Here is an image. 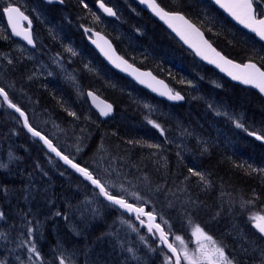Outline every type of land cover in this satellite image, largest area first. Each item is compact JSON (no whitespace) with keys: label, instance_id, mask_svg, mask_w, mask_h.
<instances>
[{"label":"trees","instance_id":"1","mask_svg":"<svg viewBox=\"0 0 264 264\" xmlns=\"http://www.w3.org/2000/svg\"><path fill=\"white\" fill-rule=\"evenodd\" d=\"M97 1L98 0H64V9L56 6H44L40 14H42L46 20H52L53 24L57 26L55 34H51L45 39L50 44V47H53L54 44L51 42V38L60 40L58 36L61 35H66V37H74L71 39H67L65 37L63 47L64 49L70 48L72 51H74V53H78L77 58L73 57V66L76 70V75L83 82L84 86L100 92V94H102V96H104L106 99L109 101L111 100L116 106V116L121 117L124 115L126 118L125 121H103L94 113L87 117L84 113L85 110L78 102L75 94L74 97H71L66 93L67 89L69 88L65 85H60L57 87L59 94H57L54 89H51L50 91H47V93L50 94V98L47 99V96H38L37 98H33L35 100L32 99L31 102L33 101L32 103H35L36 105L41 98L42 106L44 105V109H46V104L50 103L52 100L53 104L49 107L47 106L52 112V115L53 112H55L62 117L66 116L65 119H61L62 126L65 128V134L70 133L73 135V138L82 141V145L85 147L84 153L87 154V160L90 161V166L88 165L87 167L89 170L95 169L98 152L101 150H103L104 154H106L108 157L110 154L115 156L119 154L127 156L134 163L143 166L144 168H154L152 173L150 172L148 174L150 178H153L152 188L154 189V192L157 191L158 193L152 194V197L161 200L162 198L166 197L172 198L174 195H169L171 192L176 191L179 193L178 188L185 187L188 185L187 183L192 181V186H190V188L186 187L187 189L185 190L186 192H189L187 198L188 202L186 203L187 216H189L191 222L200 226L207 235L213 238H218L216 236H219L222 238L224 243L227 242L232 250H236V242L232 239L224 238V231L228 229L226 228V223L231 218L234 220L239 219V217L236 216V214L239 213L237 208L239 203L236 204L233 201L239 196L243 197V199L240 201V206H246L247 204L245 202L249 201V199H252L251 201L256 204L259 202L264 203V174L257 171H251L247 168L248 164L253 165L255 161L258 160L257 158L263 155L262 153L264 152V143L259 142L254 138H243L244 140L242 142L239 136L243 135L242 132L235 127L234 129H231V132L228 136L225 138L221 137L219 139L217 142V149L211 146L209 153L205 154L203 158L201 157V159L197 161L198 163L190 167L194 169L196 168L198 169L197 171L200 170V172L204 173L207 180L209 181V183L206 185L200 180L197 181L195 176L189 174L187 172L186 165L183 166L184 168L180 167L177 161L180 156L178 155V150L175 148L174 143L170 142L169 138L162 139V136L157 132L152 133V130L143 123L142 119L140 120V116L135 119L133 114H121L120 105L118 104L116 98L112 95V92L114 94L116 92H120L124 93V95H127L128 92H123V90L117 88L120 83H123L130 85L136 93H140L143 96L149 97L151 101L153 98L148 96L145 91L137 88L132 83L128 82L120 75L110 70L105 65V63L93 52V50L87 46L83 31L81 32L79 27L89 26L98 31L104 32L114 42L119 53L128 59L132 64L138 66L141 69H150L154 71L161 78L166 80L170 84V87L180 92H183L189 86L194 84L197 85L198 81H200L202 78L204 71H199L196 73L193 66H191L192 62L194 61L193 57L190 54H185L184 49L167 33V31L161 25L153 20L149 15L139 11L140 17H136L132 13V5L134 7V4L131 0H124L126 3L125 9H127L126 11L124 10V15H127L125 16V22L123 24H117L116 21L108 22L107 19L102 17L96 9ZM157 1L165 9L169 11L181 12L193 22H195L202 30H204L207 37L214 43V45L228 58L239 63L253 61L256 62L262 69H264V46L259 44L255 38L251 39V37L249 42L247 40V43H244L241 39H236L234 37L235 35L230 36L229 33L225 32V30L220 27V25L212 22L210 20V16L206 14L204 10L210 6L206 0ZM6 2L7 0L0 1V59L2 56L8 54L12 55L13 53L12 58L14 62L13 64H8L7 62L5 63V76L2 73V67H0V86L6 90L8 89L6 85H3L2 82L4 81L9 85V87L13 85L15 86L16 90L23 91L18 86L19 78H16L15 76L21 75V77H26L28 76L27 74H19V71H31L32 73L34 70L39 72V69L37 66H34V70L32 68H28L26 70L23 69V66L26 65L24 63L22 64L23 60H25V52L21 48V44L11 38L2 14L3 7ZM85 5H87V7H85ZM133 15L136 17L135 20ZM63 16L66 19H69V21H63ZM96 17H99V19ZM42 21H40L41 24L43 23ZM104 22L108 23L107 27H105L106 24ZM226 24L230 28L237 30L244 37H246V39H248V36L238 28H235L234 25H230L228 22H226ZM72 26H75V29L71 28ZM59 28L66 33H63ZM37 50L38 54L40 51H42L39 45ZM260 50L263 51V54H260ZM68 53L69 56H71L70 52ZM86 62L88 64H92V71L87 70V67L84 64ZM206 70L209 71L207 68ZM99 73L101 75H99ZM205 76L206 79L210 80L215 75ZM29 79L30 77L23 80ZM106 79H108L110 84H113L117 90H115V88L114 90H111L109 87V82ZM36 82V85H39L44 90L49 89V87L39 83L38 80H36ZM32 87L36 86L32 84L30 89H32ZM205 87H207V89H205ZM232 88H234V92L232 96L229 95V102L233 104V110L234 108L243 110L245 114V120L248 121L247 124L252 123V125H256V127L262 126L264 128V101H262L257 95L249 90L234 86H232ZM186 91L187 90H185V92ZM206 91H212V88H209V86H203L200 93H205ZM120 95L123 96V94ZM224 96H226V92L218 94V97H222V100L227 102ZM237 98H239L242 102ZM234 99L240 102L239 106H237L238 104L236 101L234 102ZM62 101H64V103ZM229 102L227 103L230 104ZM13 103L24 110V112H28L23 105H20L17 102V100H14ZM195 103L196 102H193V104L197 106ZM35 105L33 111H35ZM128 107L129 105L127 108ZM44 109L42 112V121L46 116V111ZM176 109L180 110V112H183L182 110L184 109V105L179 106ZM70 111L75 112L79 119L70 116L68 114ZM194 112L199 118H201L200 114H198L196 111ZM82 115L85 117L83 118ZM253 121L258 123H254ZM133 126H136L137 129ZM34 128L41 132L38 127L34 126ZM133 128H135L134 130H138L137 133L139 136L133 135ZM145 133L146 135H149L150 138H154L155 142L153 143L152 141L150 142L151 144H159L161 147H145L144 140H147L149 137H145ZM24 134L27 135V132L22 126L21 120L14 112L7 110L0 99V143H3L0 145V151L4 147H8L11 152H14L15 159L23 163L22 168H26L28 170L26 174L29 173L30 175H34L35 177L33 179L39 182V184L36 185L38 188L37 193H40L41 195H48L50 191H54L50 197L56 201L59 199L58 196H60V193L70 195L67 191L69 186L71 191L72 188H79V184L83 185L86 189H91L87 183L82 182L81 179L77 178L68 169L63 168L59 162L56 166L65 173H68L66 179L68 184H66L67 182H64V179L62 180L61 178L56 180L53 179L56 182L53 181L54 183H50L49 179H52V177L50 172H48L49 170L46 172L47 175H44L42 171L46 170H42L43 163L38 162V158H41L44 154L43 150L40 148L38 142L34 138V146L27 143L28 141L24 138ZM129 141H140L141 143H129ZM248 147H254L257 153L250 154V152H247ZM148 149L151 150L147 151ZM60 151L65 155H68L70 158H74L76 163L86 167L85 163H83L84 160L82 159V154L76 159V157L72 156V153L70 154L68 150L66 151L63 148ZM34 156L37 159H34L33 161ZM174 162L177 164L175 165ZM241 164H243L244 167H237V165ZM154 165L158 167V170H156ZM18 169L21 173H24L21 171V167ZM52 171L55 172V170ZM161 171L165 172V174H163ZM2 172L0 169V185L6 186L9 189V192L14 193L12 189L22 191L23 188L22 184L20 183V180L22 179L20 176L5 177ZM177 172L178 174H180L179 172L182 173L179 181L174 179V176H176ZM163 175H165L164 178L162 177ZM186 177L188 179H186ZM182 182L187 183H185L186 185L183 183L184 185L182 186ZM195 185L199 186V189L195 188V190H193ZM40 194L36 195L37 198L40 196ZM125 199L128 202L133 203L127 198ZM15 201V204L21 202L20 199ZM59 201H61V199ZM4 202L5 199L0 196V203ZM254 207L257 206L254 205ZM234 208H237L235 216ZM255 210L260 211L259 208ZM252 213H255V211H250L249 215ZM42 214H44V212H42ZM49 215L50 213L48 215L44 214L42 217L48 218ZM250 221L251 223H254V221ZM115 227V220L111 219L105 224L104 228H95L92 230L90 233L91 236H89L90 240L87 241L93 244L91 249L92 252L87 253L78 259L87 260L88 257L92 255L96 264H98L100 259H103L101 264H106L107 256L104 250L107 248L109 242L106 240V238H97V233H101L103 231L104 233L111 235L113 234ZM225 228L226 230H224ZM45 229L46 230L43 233V242L46 244V246L52 248L55 241L53 231L47 227ZM59 235L62 236V234ZM94 236L96 238H94ZM67 239V242L70 244V239ZM78 253H86L85 246L83 244L79 246Z\"/></svg>","mask_w":264,"mask_h":264},{"label":"rangeland","instance_id":"2","mask_svg":"<svg viewBox=\"0 0 264 264\" xmlns=\"http://www.w3.org/2000/svg\"><path fill=\"white\" fill-rule=\"evenodd\" d=\"M8 1L12 4H14V2L20 3L19 5H21L28 13H32L33 16L35 15L37 17L38 22H36V24L38 25V29L36 26L37 31L34 32V36L36 44L39 45L42 49L39 54L33 56L21 47L30 58L34 59V61H30L27 57H25L23 63L26 65H24L23 69H33L34 66H37L39 72L34 69L32 73L31 71H22L21 74H27L28 76L21 77V75L18 76L15 74L16 77H20L21 79H28L30 77L29 80H24V82L28 86L36 84V80H38V82L42 85L49 87L47 91L54 89L57 94H59V90L57 87H59L60 85H65L69 88L67 89L66 93L71 97H74L75 94L78 102L85 110L84 113L86 114V116H90L94 112L92 111L91 107L85 103V94L84 92H82L83 90L77 82V75L74 69L67 64V62L71 63V56L69 57L68 53L70 52L68 51V49L70 48L64 49L63 47L66 35L58 36L60 40L51 38V42L54 44V46L50 47V44L46 41L45 38L51 34H55L57 30V26L53 24V21L50 19L46 20L42 14L41 17L36 12L32 11L30 9V4H28V0H12V2L11 0H7V2ZM105 1L107 2L108 7H111L115 13L117 12V16L119 14L118 21H116L115 19L117 24H123L125 22V16L127 15H124V10H127L125 9V1ZM131 1L134 4V7L132 5V13L136 17H140L139 11L147 14L138 7L134 0ZM22 3L27 5L28 7L24 6ZM210 6L204 9L206 14L210 16V20L212 22L220 25V27H222L225 32L229 33L230 36L235 35L234 37L236 39H241L244 43H247V40L249 42L250 37L251 39L254 38L252 34L243 31L240 27L235 25L223 10H220L217 6ZM136 17L134 18V20L136 19ZM40 20H43L42 22L44 24H41ZM225 21L230 25H234L235 28H240L242 32L248 36V39H246V37H244L237 30L230 28ZM105 24L107 25V23ZM71 28L75 29V26H72ZM60 30L63 33H66L62 29ZM66 38L71 39L74 37L70 36ZM177 43L182 47L179 42ZM183 49L185 51V54H190L186 48ZM260 54H263V51L260 50ZM6 58L7 57H5V59ZM71 58L73 59V57ZM84 64L86 65L87 70L91 71V69L89 70V68L92 66V64ZM191 66H193L196 73H198L199 71H204V74H201L202 80L200 79L197 85L194 84L192 86H189L187 89H185L187 90L186 92L185 90L183 91V93L185 92L184 95L187 99V102L184 105L185 109L182 110L184 114H181L180 110L172 108L168 103L159 101L160 99L158 98L157 100L152 99L151 101L149 97L143 96L140 93H136L128 84H119L117 82L119 84L117 88L123 90V92H128L127 95H124V93L120 92H116L115 95L112 92V95L116 98L118 104L120 105L121 114H133L135 119L140 116V120L142 119L143 123L152 130V133L157 132L162 136V139L169 138L170 142L173 140L175 148L178 150V155L180 156L179 159H177L178 164L180 167L186 165L187 172L191 166L198 163L197 161L200 160L201 157L203 158L205 154L209 153V151L211 150V146L215 149L218 148L217 142L219 141V139L221 137L225 138L226 136H228L231 132V129H234V127L237 128V121L244 125L243 128H238V130H240L244 135H239L242 142L246 138L254 137V135H249V132H254L256 133V135H264V128L262 126L256 127V125H252V123L247 124L248 121L245 120L244 111L236 108H234L233 110V104L229 102V95L232 96L234 92V88H232V86H242H236L229 81L226 82L224 79H221L218 74H215V72L212 71L211 68L202 65L196 59H194ZM206 68L209 69V71H207ZM49 72H51L52 75H49ZM2 73H4V69H2ZM205 75L215 76L208 80L205 78ZM109 85L111 90H114V88L115 90H117V88L113 84H110V82ZM203 86H209V88H212V91L200 93ZM205 89H207V87H205ZM249 91L257 95L262 101H264V98L258 92L252 89ZM222 92H226V96L224 97L230 104L223 101L222 97H218V94H221ZM17 93L18 91L16 92V94ZM120 94H123V96ZM49 95V93L46 95L47 99L49 98ZM14 97L16 98L15 95ZM235 99L234 102L236 101ZM237 99L241 101L239 98ZM238 100L236 101V103L238 104H236L237 106L240 105V102ZM52 102L53 101L51 100L50 103L46 104V116L43 121L40 118L36 117V115L34 114V103L29 102L26 106H24L27 111L30 110V112L32 113L36 123L33 124L36 127L41 128L44 126V123L50 127V122L53 120V115L48 107L53 104ZM193 102H196L195 104H197L198 106H194ZM128 105L129 107L127 108ZM209 105H211V107H209ZM193 106L196 107L197 113H199L200 115L202 113L201 118L197 117L196 113L194 112L195 108H193ZM191 109H193L194 111H191ZM185 110L187 112H185ZM189 112L190 114H188ZM217 112H226L228 115H217ZM94 114L98 116L96 113ZM82 116L83 118L85 117L84 115ZM190 117H194L196 119L191 120ZM125 119V116L122 115L121 117H118L117 122H123L125 121ZM149 120H153L159 123L165 130L164 134L162 135L159 129H156L151 124H149ZM253 122L258 123L255 121ZM133 127L137 129L136 126ZM135 128H133V130ZM245 128L248 130L247 132L244 130ZM47 131L49 132V134H51V136L54 137L58 145L65 144L66 146L64 145L63 147L66 151L68 150L70 154L72 153V155H74L81 152L82 141L79 140L77 142V140L73 138V135H71L70 133L65 134L63 132H60L59 135L58 132L54 131L52 128H49ZM137 131L138 130H134V136H139ZM147 136L149 135H146L145 133V137ZM24 138L28 141L27 143L31 144L32 146L35 145L33 138L29 136L28 133L27 135L24 134ZM152 141L153 143L155 142L154 138H150L149 136L147 140H144V143L146 142L147 144H151L150 142ZM1 144L3 143H0V145ZM77 148H79L80 150L77 151ZM150 150L151 149H148L147 151ZM247 152H250V154L257 153L254 147H248ZM10 153L14 157V159L12 160L9 159ZM44 154L41 158H38V162H42V170H46L42 171L43 174L46 173L47 170H49L48 172H50L52 177V179H49L50 183H54L56 182L54 180L61 178L62 180L64 179V182H67L66 184H68V181L66 180L68 173H65L63 170L59 169L56 166L58 163L52 157ZM262 154L263 155L259 156V158H257L258 160L253 164L254 168L264 167V152ZM35 156L33 157V161L34 159H37ZM82 159L84 160L83 163H85V166L88 167L90 161L87 160L86 153L82 154ZM0 162L9 165L7 168H0L1 172L3 171V175L5 177L20 176V178L22 179L20 180L23 188L22 191L27 189L31 191L33 196L35 197L34 199L29 198L27 201H25L21 195L22 191H18L17 189H12L14 193L9 192L7 198H5L3 193H0V196L5 199L4 203H0V210H3L6 213L7 217L6 220H0V232H4L8 235V240L0 238V261H5V264H20L21 261H23L24 264H32V262L28 259L29 253L27 251V248L18 247L20 239L26 238V229L23 227L22 220V216L24 214H27L26 219L32 221V226L34 227V229L38 228V231H34L33 241L36 243L37 248L41 252L42 259L39 264H59L57 256L61 251L65 252V254L74 253L75 255L73 259L75 260V264H96L92 255L89 256L87 260H79V257H76V251L78 246H81L82 244L85 246V248H87L88 244L86 243L90 240L89 236H91V231L95 228H104L105 224L111 219H114L116 224L113 234L108 235L103 231L101 233H97V238H106V240L109 242V244L107 243V248L104 250L107 256L106 264H165L166 258L170 256L171 252L159 240V234L155 231H153L152 233L148 231V219L146 217H141V219L145 222L144 224L140 223V220L136 218V215H134L133 218H128V216L120 212L117 208H115L114 206H110L107 202H105L103 198L98 195V191L86 189L81 184L78 185L79 188H72V191L69 186V189H67V191L70 195L60 193V196H58L59 199L54 201L53 198L50 197L54 193V191H50L48 195H41L40 193H37L38 188L36 185L39 184V182L33 179L35 177L34 175H30L29 173L26 174L28 170L26 168H22L23 163L15 159L14 152H11L8 147H4L0 151ZM174 164L176 165L177 163L174 162ZM19 167H21V171L24 173L20 172V170L18 169ZM154 167L156 168V170H158V167H156L155 165ZM52 170H55V172H53ZM153 170L154 168L152 167L144 168L143 166L134 163L127 156H123L120 154L115 156L110 154L108 157L106 154H104L103 150H101L98 152L95 169H91L90 171H93V173L102 181H107L109 184H114L116 187L115 189H113V191L133 202L134 206L147 207L149 212H152L153 215L157 216V221L159 222L160 226L168 234L169 243H173V245L177 247L178 250L181 249L182 246L180 245V242L175 240V236L179 235L183 239L184 246L187 248L189 254H191L197 248L196 238L192 236V232L194 231L197 224L191 222L189 216H187L188 214L186 213V203L188 202L187 198L189 192H186L185 190L187 189L186 187L190 188V186H192V181L189 183L182 182V186L185 183H187L188 185L185 184V187L178 188L179 193L176 191L171 192L169 195H174L172 198L166 197L162 198L161 200L152 197V194L158 193L157 191L154 192V189L152 188L153 178H150L148 174L150 172L152 173ZM195 170L198 169L195 168ZM61 173H63V175H61ZM162 173L165 174V172ZM179 173L180 174H178L177 172L176 176H174L175 180L179 181L180 176L182 175L181 172ZM162 177L164 178L165 175H163ZM195 178L197 179V181L199 180L198 177L195 176ZM121 185H123V189H121ZM195 188L199 189V186L195 185L193 190H195ZM133 193H135L142 199H136L132 195ZM37 194H40L38 198L36 196ZM19 199L22 203L18 201L19 203L15 204V200ZM60 199L61 201H59ZM242 199L243 197L239 196L236 200H233L236 204L239 203V205L237 206L239 213L236 214L239 219L234 220L233 218H231L227 221L226 228L228 229H224L226 230L224 231V238L232 239L237 243V248L240 251V257H245V255L247 254L252 264H260V251L261 249H264V237H262L255 229L254 223H251L250 221V217L256 214L264 215V203L259 202L256 204L251 201L252 199H249V201H251L252 203L247 204L246 206H240V201ZM254 205H256L260 209V211L255 210ZM237 208H234V216ZM56 211H60L62 214H66L68 216V220H65L63 218V215L54 216V213ZM250 211H255V213L249 215ZM42 212H44V214L46 215L50 213V215L48 216V218H44L42 217V215H44L42 214ZM125 221H127V223H125ZM46 227L50 230L52 229L53 231L55 241L52 248L46 246V244H44L43 242V233L46 230ZM133 228H135L136 231H133ZM77 232H79L78 235L76 234ZM21 233H24V235L22 236ZM59 234H62V236H60ZM141 236L145 238L144 241L140 239ZM216 237H218V239L213 240L216 241L218 245H222L225 247V244H227V242L223 243L222 238H220L219 236ZM67 238L70 239L69 242L71 243L76 242L75 244L73 243L74 247H71L73 245H70L67 242ZM94 238L96 237L94 236ZM204 243L207 247H211V244L209 242L205 241ZM129 247L135 250L137 259H132L131 254L127 252V248ZM91 252L92 251H90L89 253ZM225 253L230 258H232L227 246L225 247ZM180 254L181 256H183V251H181ZM18 256L20 257V260H17ZM35 259V256H33V261H35ZM102 260L103 259H100L98 261V264H101ZM181 264H187V261L182 259Z\"/></svg>","mask_w":264,"mask_h":264},{"label":"snow or ice","instance_id":"3","mask_svg":"<svg viewBox=\"0 0 264 264\" xmlns=\"http://www.w3.org/2000/svg\"><path fill=\"white\" fill-rule=\"evenodd\" d=\"M51 2V0H49ZM64 0H60V3H63ZM141 3L146 4L152 12H154L160 19L165 20L170 27L173 28L174 31L177 32L178 35L181 36L182 39L185 40L191 47L195 48L198 55H201L204 59L208 60L209 63L215 64L222 71H226L229 76H231L234 80H240L245 84H252L257 87L260 92L264 93V70L257 67L255 63H246V64H236L233 63L232 60L226 58L221 55L220 52L216 51L212 45L204 39V34L197 28L193 23H191L188 19L185 18L184 15L179 12H171L166 11L164 8L157 3V0H140ZM214 2L219 5L220 8L224 9L230 16H232L235 20H237L240 24H242L245 28L249 29L253 32L261 41H264V0H214ZM100 8L103 9L105 13L109 16H115L116 13L113 11L111 7H107L103 2L100 3ZM87 7V5H85ZM4 12L8 16L9 23L12 25V30L15 35H21L20 31H17V18L22 20H27L28 18L24 16L23 12H21L19 7H14L11 4L4 8ZM15 14V15H14ZM99 19V17H96ZM173 21L180 22L179 25L174 24ZM97 35H99L97 33ZM24 39L28 44H33V38L30 33L24 34ZM103 39V37H101ZM96 41H93L95 43ZM105 44L108 45V48L111 49V45L105 40ZM104 51V49H101ZM68 51L72 52V49H68ZM211 53V55H209ZM73 55L75 53L73 52ZM105 55L109 57L110 60H113V63H117V67H120L121 64L126 65L125 70L131 68V65H127V62L122 60L120 57H115L113 59L112 55H109V52L105 51ZM11 63V60H9ZM135 71V70H133ZM52 75L51 72L48 73ZM145 75H151L147 73ZM139 78V77H138ZM143 83V81H141ZM87 95L92 97L93 101L97 99L92 92H88ZM0 96L3 97L4 101L7 102L8 107L15 110V112L19 113L20 117H23V124L27 131L33 136L38 138L43 142V145L51 152L54 153L56 157L63 161L65 165L70 166L75 172L79 173L85 180L90 182L95 189H98V195L103 197V199L108 202L111 206H117L120 209H124L129 213H135L136 218L140 220L141 224H144V220L141 219L142 216H146L148 218L147 228L151 233L155 230V232L159 233V240L166 245L167 249L172 253V256H169L165 260V264H181V260L187 261V264H236L235 258H230L225 253V247L222 245H218L216 241L212 239L211 236L207 235L204 230L200 226H196L194 231L192 232V236L196 238L197 248L191 254H189L187 248L184 246L183 239L177 235L175 236V240L180 242L182 246L181 249L178 250L177 247L173 245V243H169L168 234L161 228L160 224L154 223L156 217L152 212H145L144 208L136 207L132 203H129L124 196L118 194L113 191L115 189L114 184H109L107 181H102L100 178L94 175L93 171H90L87 167L81 166L79 163L74 161V158H70L68 155H65L61 152L56 146H54L51 139L43 135L40 131L36 130L31 126L28 121V117L25 112L21 110L19 106L13 103L8 96V93L4 88L0 87ZM169 99L173 100H182L183 97L176 93L174 95L169 94ZM99 107V105H97ZM211 107V105H209ZM112 111L111 104H105L103 108H100V114L102 116H108ZM70 116H73L77 119V114L75 112H69ZM217 115H225L228 114L217 112ZM154 128L159 129L161 134H164V129L161 127L159 123L153 120L148 121ZM237 128H243L244 125L236 122ZM246 132L248 131L246 128L244 129ZM249 135H255L256 139L264 140V135H256L254 132H249ZM129 143H141L140 141H129ZM144 146L149 148H160L159 144H147L144 143ZM80 149L77 148V151ZM9 159L12 160L14 157L12 154H9ZM9 165L6 163L0 162V168H7ZM237 167H244L243 164L237 165ZM247 168L251 171H257L264 174V168H254L253 165L248 164ZM188 172L199 178V180L205 184H208L204 173L195 170L194 168H189ZM47 175V173H44ZM63 175V173H61ZM187 179V177H186ZM123 189V185L120 186ZM0 193H3L5 198L9 194V189L6 186L0 185ZM23 199L27 201L29 198L34 199L32 192L25 189L21 193ZM136 199H142L137 196L135 193L132 194ZM246 204L252 203L251 201H246ZM98 214V213H97ZM65 220H68V216L66 214H62L60 211H56L54 216H62ZM27 214L22 216L23 227L26 229V238L20 239L18 247H26L29 253L28 259L32 262V264H39L41 261V252L37 248L36 243L33 241L34 231H38L34 229L32 226V221L26 219ZM6 213L3 210H0V220H6ZM250 220L254 221V227L259 232V234L264 237V215H253L250 217ZM127 223V221H125ZM131 226V225H130ZM133 231H136L133 228ZM77 235L79 232L76 233ZM23 236L24 233H21ZM0 238L8 240V235L4 232H0ZM140 239L144 241V237L141 236ZM205 241L211 244V247H207L205 245ZM11 242V241H9ZM154 250V249H153ZM183 251V256H181L180 252ZM127 252L131 254L132 259H137L135 255V250L131 247L127 248ZM74 253L65 254V252L61 251L57 256L59 264H75V260L73 259ZM33 256H35V261H33ZM17 260H20V257H17ZM0 264H5V261H0ZM20 264H24L23 261ZM260 264H264V249H261V261Z\"/></svg>","mask_w":264,"mask_h":264},{"label":"bare ground","instance_id":"4","mask_svg":"<svg viewBox=\"0 0 264 264\" xmlns=\"http://www.w3.org/2000/svg\"><path fill=\"white\" fill-rule=\"evenodd\" d=\"M11 2H12V0H11ZM9 4H11L12 6H14L12 3H10L9 1L8 2H6L5 3V5H4V7H3V11H2V14H3V17H4V20H5V23H7V21H8V16H7V14L4 12V8H6L7 6H9ZM23 4V3H22ZM28 4H30V9L32 10V11H34V12H36L39 16H41V11H42V8L44 7V6H46V4L45 3H43V2H40V1H38V0H28ZM24 6H26V7H28L27 5H25V4H23ZM15 7V6H14ZM40 12V13H39ZM96 16V15H95ZM42 17V16H41ZM65 20H67V21H69V19H66L64 16H63V21H65ZM2 23V22H1ZM89 25H91V24H89ZM89 28V26H83V27H79V30L82 32V31H84V30H86V29H88ZM10 33V32H9ZM203 34H204V37L206 38V40L213 46V47H216L215 45H214V43L207 37V35H206V33L204 32V30H203ZM10 36H11V38L14 40V41H16V42H19L20 44H21V47L25 50V51H27V52H29V54H31V55H36V54H38L37 53V49H38V45L36 44V43H34L33 45H29L25 40H23V39H21V38H18L17 36H14V35H12L11 33H10ZM43 47V46H42ZM217 48V47H216ZM42 50V49H41ZM24 51V52H25ZM47 51H49V50H47ZM73 52L74 51H72V53H70L71 54V57H75V58H77L78 57V53H75V55H72L73 54ZM12 55H13V53H12ZM12 55L11 54H9V56L8 55H5V56H2L1 57V59H0V67H2V69H4V71H5V69H6V67H5V63L7 62L8 64H13V58H12ZM24 58L25 57H27L30 61H34V59H32V58H30L29 56H28V54L27 53H24ZM5 57H7L6 59H5ZM70 57V56H69ZM70 57V60H71V63L70 62H67V64L70 66V67H72L73 69H74V66H73V63H74V60L72 59ZM8 60H11V63H9V61ZM22 64H23V62H22ZM86 64H88L87 62H86ZM24 67V66H23ZM140 71H143V72H150L152 75H154L155 77H157V78H159V79H161L162 81H164L165 83H167L168 85H170L166 80H164L163 78H161L158 74H156L154 71H152V70H150V69H141V68H139L138 66H136ZM91 69V71H92V66L89 68V70ZM74 71H75V73H76V70L74 69ZM96 71V70H95ZM19 73H21V71H19ZM4 74V73H3ZM91 74V73H90ZM99 75H101L100 73H99ZM4 76H5V74H4ZM16 77V76H15ZM220 77V76H219ZM16 78H19V80H18V86H19V88L21 89V90H23V91H18V90H16V88H15V86H11V87H9V85L6 83V82H4L3 80V85H6L7 86V90L5 89V91L8 93V96H9V99L13 102L14 100H17V102L20 104V105H23V106H26L29 102H31V100L33 99V98H37L38 96L39 97H46V95L48 94L47 93V90H44L42 87H40L39 85H36V84H34L36 87H32V89H30V85L28 86L25 82H24V80L23 79H21L20 77H16ZM91 79H92V77H91ZM93 81V80H92ZM128 82H130V83H132L133 84V82L131 81V80H127ZM77 82H78V84H79V86L81 87V89L83 90L82 92H84V94H85V98H88V95H87V93L88 92H92L93 94H94V96L96 97V98H98V100L99 101H101L103 104H111L112 105V107H116L115 106V104L110 100H108V99H106L104 96H102V94H100V92H98V91H96V90H92V89H90L89 87H86V86H84L83 85V82L80 80V78H78V76H77ZM69 83V82H68ZM70 84V83H69ZM1 87V86H0ZM240 88H243V89H247V88H245V87H240ZM18 91V93L16 94V92ZM81 92V93H82ZM148 94V93H147ZM14 95L16 96V98L14 97ZM148 96H150L149 94H148ZM151 97V96H150ZM50 98V97H49ZM0 99H1V101L3 102V104H4V106L6 105V103L7 102H5L4 101V99H3V97L2 96H0ZM39 99V98H38ZM33 100H35V99H33ZM37 100V99H36ZM68 101V100H67ZM33 102V101H32ZM37 102V101H36ZM63 103H64V101H62ZM163 103H164V101H162ZM86 104H88L89 105V101H86L85 102ZM35 104V103H34ZM162 104V103H161ZM36 107H35V111H34V114L36 115V117H38V118H40V119H42V112H43V109H44V105L42 106V99L40 98L39 99V102H37V104L35 105ZM195 106V105H194ZM193 106V108H195V111H196V107H194ZM198 106V105H197ZM166 107V106H165ZM89 108V107H88ZM171 108V107H170ZM192 108V107H191ZM185 109V108H184ZM45 110V109H44ZM88 110V109H87ZM193 109H191V111H192ZM68 111V110H67ZM89 111V110H88ZM194 111V110H193ZM159 112V111H158ZM167 112H168V109H167ZM185 112H187L186 110H185ZM229 112V111H228ZM97 113H98V116L101 118V120H103V121H106V120H112V122H113V120L114 121H117V119H118V116H115V117H113L116 113L115 112H113V116H110V115H108V116H106L105 118L97 111ZM157 113V112H156ZM194 113V112H193ZM192 113V114H193ZM201 113V112H200ZM26 114V116L28 117V121H29V123L31 124V126L34 128V124H36L35 123V120H34V118H33V115H32V113L30 112V110L27 112V113H25ZM181 114H184L183 112H181ZM188 114H190V112L188 113ZM199 114V113H198ZM158 115H160V114H158ZM165 115V114H164ZM201 115H202V113H201ZM200 115V116H201ZM190 116V115H189ZM185 117V116H184ZM198 117V116H197ZM18 118L21 120V123H22V126L24 127V124H23V117H20V116H18ZM66 118V116H64V117H62V116H60V115H58V113H55V112H53V120L50 122V127L49 126H47L45 123L43 124L44 126L43 127H41V128H39V130H41V133L43 134V135H45L46 137H48L49 139H51L52 140V142H53V144H54V146H56L59 150H62L64 147V145L65 144H62V145H58L57 143H56V140L54 139V137L53 136H51V134H49V132L47 131L49 128H52L54 131H57L58 132V134L60 135V132H63V133H65V128H63L64 126H62V123H61V119L63 120V119H65ZM191 118V117H190ZM189 118V119H190ZM188 119V120H189ZM192 119H196V118H191V120ZM212 121V120H211ZM208 122H210V121H208ZM34 123V124H33ZM39 123V122H38ZM43 123V122H42ZM215 123V122H214ZM24 129L27 131V129L24 127ZM258 135V134H257ZM254 139L256 138V136L254 135V137H253ZM76 139V138H75ZM77 140V139H76ZM79 140H77V142H78ZM172 143H174L173 142V140L171 141ZM259 142H262V143H264V141H259ZM83 144H88V143H83ZM39 146H40V148L43 150V151H45V152H47V148H46V146H44L43 145V143H41L40 142V144H38ZM78 145V144H77ZM85 152V147L83 146V145H81V152L80 153H78V154H74V155H72V156H75L76 157V159L78 158V156L79 155H81V154H83ZM45 155V154H44ZM113 158V157H112ZM75 161V160H74ZM59 163L62 165V167L63 168H65V169H68L70 172H71V168H70V166H67V165H65L62 161H59ZM260 173V172H259ZM95 175V174H94ZM96 176V175H95ZM79 179H81V180H83V182H85V183H87V181L86 180H84L81 176H79L78 177ZM88 185H89V187L92 189V190H95L96 191V189L90 184V183H87ZM34 185V184H33ZM105 201V200H104ZM255 209H258L257 207H255ZM212 239H218V238H213L212 237ZM222 242H223V240H222ZM74 244L76 243V242H73ZM73 243H70V245H73V246H71V247H74V244ZM224 243V242H223ZM82 244V243H81ZM87 244H88V246H87V248H85V250H86V253H84V254H82V253H78V251H79V246H78V248H77V256L76 257H80V256H83V255H86L87 254V252L89 253L90 251H91V249H92V243L91 242H87ZM69 245V246H70ZM236 245H237V243H236ZM227 246V248L229 249V252H230V254H231V256L232 257H234L235 258V260H236V263L237 264H252V262H250V260H249V258H248V255L246 254L245 255V257H240L239 256V253H240V251H239V249L236 247V250H232L230 247H229V245L228 244H225V247ZM263 248V247H262ZM261 252V251H260ZM170 253V252H169ZM170 256H172V253H170ZM172 258L173 259H175V257L174 256H172Z\"/></svg>","mask_w":264,"mask_h":264},{"label":"water","instance_id":"5","mask_svg":"<svg viewBox=\"0 0 264 264\" xmlns=\"http://www.w3.org/2000/svg\"><path fill=\"white\" fill-rule=\"evenodd\" d=\"M43 2H45L46 4H62L60 3V0H51V2H49V0H42ZM142 8L145 9V11L147 13H149L151 16L155 17L167 30H169V32H171L172 35H174L178 40L179 42L186 48L188 49L189 51H191L195 57L200 61L202 62L203 64L209 66V67H213L215 68L217 71H219L221 74H223L225 77H227L229 79V81H231L232 83L234 84H237L239 86H242V87H245V88H250L256 92H258L263 98H264V93L260 92V90L255 87L254 85L252 84H245L243 83L242 81L240 80H234L231 76L228 75V73L226 71H222L219 67H217L215 64H211L208 62V60L204 59L201 55H198L197 54V51L195 48L191 47L188 43L185 42L184 39L181 38L180 35L177 34L176 31L173 30L172 27L169 26V24L165 21V20H162L160 19V17H158L154 12H152V10L146 5V4H143L140 2V0H135ZM212 3L217 6L220 10H223L227 15L228 17L231 19V21L237 25L238 27H240L242 30L256 36L253 32H251L249 29L245 28L242 24H240L237 20H235L232 16H230L224 9L220 8L219 5H217L214 0H211ZM100 4H98V8L99 10L107 17H110L107 13H105L103 11V9L100 8L99 6ZM15 15V14H14ZM25 16V15H24ZM17 31H20L21 32V35H15V33L13 32L12 30V25L9 23V20L7 21V25H8V29L9 31L11 32L12 35L14 36H17L18 38H21L23 40L24 39V34L27 32V33H30L31 36H32V33H31V30H32V22L31 20L28 18L27 20H22V19H18L17 18ZM23 23H26L28 26H29V29L28 30H25L24 29V26H23ZM174 24H177L179 25L180 22L178 21H173ZM90 34L93 36V40L88 38V43L89 45L95 50L98 52V54L102 57V59L105 60V62L107 63V65L112 68L113 70L121 73L125 78H127L128 80H131L132 82H134L135 84H137L138 86L144 88L145 90H147L151 95L159 98V99H162L164 101H167L169 103H172V104H177V103H181L183 102V99L182 100H173V99H169V94H172L169 86L162 80L158 79L157 77H155L154 75H152L150 72H143V71H140L138 68L134 67L133 65H131L128 61H126L125 59H123L116 51L115 49L113 48L112 46V43L102 34H99L97 35V33L95 32H90ZM101 37H103V39H101ZM257 40H259L262 44H264V41H261L257 36H256ZM204 39H206L204 37ZM107 41L108 44L111 45V49L108 48V45L105 44L104 41ZM26 41V40H25ZM93 41H96L95 43H93ZM27 42V41H26ZM30 45V44H29ZM33 45V44H31ZM213 47V46H212ZM104 49V51H102L101 49ZM214 48V47H213ZM105 51L109 52V55H112L113 56V59H115V57H120L122 60L126 61L127 62V65H131V68H128L127 70H125L126 68V65L124 64H121L120 67H117V63H119V61H117L116 63H113V60H110L109 57L107 55H105ZM217 51V50H216ZM209 55H211V53H209ZM135 70V71H133ZM147 73H150L151 75H145ZM139 77V78H138ZM141 81H143V83H141ZM173 95V94H172ZM88 100L90 102V106L92 107V109H94L95 111H98L100 113V108H103L105 104H103L101 101L98 100V98L95 100V102L93 101L92 97H89L88 96ZM99 105V107L97 106ZM6 106L8 107V104L6 103ZM9 108V107H8ZM12 109V108H10ZM14 110V109H12ZM15 111V110H14ZM17 113V112H16ZM19 115V113H17ZM110 116H113V109L111 111V113L109 114ZM104 118L106 116H103ZM38 139V138H37ZM40 141V140H39ZM41 143H43L42 141H40ZM47 152L49 154H54V153H51L48 149H47ZM55 155V154H54ZM58 158V157H57ZM59 159V158H58ZM60 160V159H59ZM62 161V160H60ZM63 162V161H62ZM68 166V165H67ZM71 168V167H70ZM71 171L74 172L75 174H77L78 176H81L79 173L75 172L74 169L71 168ZM82 177V176H81ZM83 178V177H82ZM84 179V178H83ZM85 180V179H84ZM87 181V180H86ZM88 182V181H87ZM90 183V182H88ZM94 187V186H93ZM117 207V206H116ZM118 208V207H117ZM120 211H122L123 213H125L127 216L129 217H133L134 215H136L135 213H129L127 212L126 210L124 209H120L118 208ZM145 212H146V209L144 208ZM142 217H146V216H142ZM147 218V217H146ZM148 219V218H147ZM157 221V217L154 221V223H156ZM158 233V232H157ZM159 234V233H158ZM166 246V245H165ZM167 248V247H166Z\"/></svg>","mask_w":264,"mask_h":264}]
</instances>
